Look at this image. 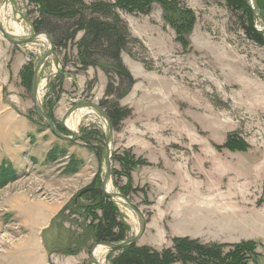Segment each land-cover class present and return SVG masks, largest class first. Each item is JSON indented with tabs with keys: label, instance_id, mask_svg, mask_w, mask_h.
Returning <instances> with one entry per match:
<instances>
[{
	"label": "rangeland",
	"instance_id": "374dc122",
	"mask_svg": "<svg viewBox=\"0 0 264 264\" xmlns=\"http://www.w3.org/2000/svg\"><path fill=\"white\" fill-rule=\"evenodd\" d=\"M174 3L194 15L187 39L178 40L157 3L144 13L115 11L127 33L120 54L132 78L126 92L113 60L81 62L82 32L53 44L37 72L38 103L61 133L69 135L60 124L69 107L93 102L112 112L108 141V120L92 107L67 116L75 140L54 135L30 91L48 40L17 45L0 33V264H93L94 242L82 237L88 196L78 193L101 186L107 153V190L127 196L146 220L133 244L159 252L179 237L251 241L257 257L248 264H264V45L244 34L239 12L224 0ZM259 13L254 27L264 36ZM36 18L27 0L0 3V24L16 40L39 31ZM113 200L129 226L126 239L134 237L138 215L123 199ZM99 248L95 258L111 264L117 251Z\"/></svg>",
	"mask_w": 264,
	"mask_h": 264
},
{
	"label": "trees",
	"instance_id": "16d2710c",
	"mask_svg": "<svg viewBox=\"0 0 264 264\" xmlns=\"http://www.w3.org/2000/svg\"><path fill=\"white\" fill-rule=\"evenodd\" d=\"M27 1L36 7L37 18L34 21V28L47 32L54 45L66 44L82 32V36L76 42L82 63L88 65V61L94 56L113 60L114 74L123 78V81L124 78L128 81L124 92L132 84V78L120 59V54L127 44V33L115 11L144 13L149 11L152 4L157 3L161 6L165 18L175 28L178 40L187 39L194 21L192 11L177 6L174 0H112V2L98 0L92 3H86L85 0ZM224 2L230 10L239 12L244 34L258 44L264 45L263 33L254 27L255 11L248 6L247 0ZM253 2L254 7L261 11L260 17L264 18V0ZM111 88L112 82L109 77L107 93ZM111 114V111L107 112L109 118H112ZM129 168L131 169V166ZM83 195L88 196V201L82 206V213L88 218V223L82 228L83 241L118 243L125 240L129 226L121 217L114 200L103 194L99 185L92 187ZM71 204L77 205V201L72 200ZM70 243L67 241L64 247L67 248ZM116 251L117 254L110 260L111 264H248L257 257L255 244L251 241L229 245L203 244L186 237L174 239L171 248L159 252L136 244L112 249L110 253Z\"/></svg>",
	"mask_w": 264,
	"mask_h": 264
},
{
	"label": "water",
	"instance_id": "95a60500",
	"mask_svg": "<svg viewBox=\"0 0 264 264\" xmlns=\"http://www.w3.org/2000/svg\"><path fill=\"white\" fill-rule=\"evenodd\" d=\"M2 1L3 0H0V3ZM247 4L252 10L257 11V9H255V7L253 5L252 0H248ZM0 33L2 34L3 38L6 39L8 42H10L12 44H17V45L32 42L33 40H35L36 38H38L40 36H45L46 39L48 40L49 45H50L49 50L37 62V64L34 67V70H33V75H32V79H31V97H32V101H33V106H34L37 114L45 121L46 125L54 133V135H56L57 137L64 139V140H75L76 139V137H77L76 133L73 132L72 130H70L66 126L65 120L69 114H71L74 110L81 108V107H92V108L96 109L97 111H99L108 120V117H107L105 111L98 104H95L93 102H87V101L77 102V103H74L71 107H69L67 109V111L64 113V115L62 116V118L60 120V124H61L62 128L66 132H68L69 135H65V134L61 133L59 131V129H57V127H56L55 123L52 121V119L49 118L48 115L46 114V112L40 107L38 100H37V91H36L37 72H38L39 68L41 67V65L44 63V61L53 52V42H52L50 35L45 31H38V32L34 33L29 38H26L23 40H16L7 34V32L3 29L1 24H0ZM108 124H109V134L107 137V141L112 136V128H111V125L109 123V120H108ZM106 148H107V145H106ZM105 164H106V172H105L103 179L101 181V186H100L101 191L103 192V194H105L107 197H109L111 199H114V198L123 199L138 215L139 220H140V230H139L138 234H136L134 237L128 238V239L121 241L119 243L105 242V241L94 242L90 246V249H89V258H90L91 263H93V264H101L94 256V251H95V249H97L98 246L105 247L108 249H117V248L127 246L129 244L136 243L141 238V236L143 235V233L145 231V227H146V220H145L143 213L141 212V210H139V208L135 204H133L129 200V198L127 196H125L124 194H122L120 192H109L107 190V180L109 179L110 174H111V165H110L109 153H107V156L105 158ZM89 190H91V187H86V188L80 190V192L78 193V196L83 195L85 192H87Z\"/></svg>",
	"mask_w": 264,
	"mask_h": 264
},
{
	"label": "bare ground",
	"instance_id": "6f19581e",
	"mask_svg": "<svg viewBox=\"0 0 264 264\" xmlns=\"http://www.w3.org/2000/svg\"><path fill=\"white\" fill-rule=\"evenodd\" d=\"M30 91H31V90H30ZM36 91H37V90H36ZM32 102H33V101H32ZM40 107H41V106H40ZM46 114H47V113H46ZM81 114H82V109L79 110V112L76 114V116H75V118L73 119L72 122H73V123H74V121L76 122V121L79 119V116H80ZM48 117H49V116H48ZM49 118H50V117H49ZM52 121H53V120H52ZM66 124H67V126H69V129H70V128L73 129V124H69L68 121L66 122ZM55 125H56V124H55ZM56 127H57V126H56ZM57 129H58V128H57ZM71 129H70V130H71ZM72 131H73V130H72ZM99 247H100V246H98L97 249H100ZM97 249H95L96 252L94 251V253H95L96 256H97V251H98Z\"/></svg>",
	"mask_w": 264,
	"mask_h": 264
}]
</instances>
